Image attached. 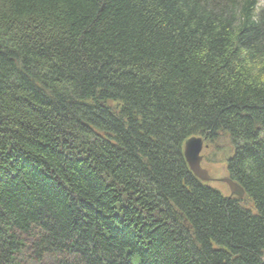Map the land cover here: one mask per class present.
<instances>
[{"label": "trees", "instance_id": "obj_1", "mask_svg": "<svg viewBox=\"0 0 264 264\" xmlns=\"http://www.w3.org/2000/svg\"><path fill=\"white\" fill-rule=\"evenodd\" d=\"M192 136L243 200L190 172ZM24 252L264 264L257 0H0V264Z\"/></svg>", "mask_w": 264, "mask_h": 264}, {"label": "rangeland", "instance_id": "obj_2", "mask_svg": "<svg viewBox=\"0 0 264 264\" xmlns=\"http://www.w3.org/2000/svg\"><path fill=\"white\" fill-rule=\"evenodd\" d=\"M262 7H264V0H257V8ZM215 153L216 152H214L212 148L206 151L202 150L201 167L208 172V175L211 178H213L212 181L207 183H209V185L213 188H216L225 195H227L229 194V189L227 185L219 180L220 178L227 177L226 168L224 164L225 162L223 161L224 156L221 153ZM243 197L241 198L242 200ZM243 203L245 205L246 202L243 201ZM246 206H250V203H246ZM18 260L20 264H56L55 260L51 256H45L43 259L38 261L27 256L25 252L18 256Z\"/></svg>", "mask_w": 264, "mask_h": 264}, {"label": "water", "instance_id": "obj_3", "mask_svg": "<svg viewBox=\"0 0 264 264\" xmlns=\"http://www.w3.org/2000/svg\"><path fill=\"white\" fill-rule=\"evenodd\" d=\"M204 148V138L200 136H192L187 138L183 144V156L190 172L201 182L207 183L213 180L208 172L201 167L202 155ZM225 183L229 189L228 198L235 196L242 198L245 194L243 188L229 177L219 179Z\"/></svg>", "mask_w": 264, "mask_h": 264}]
</instances>
